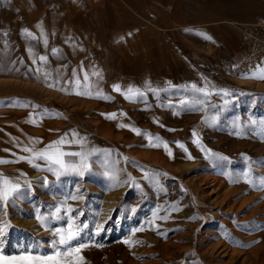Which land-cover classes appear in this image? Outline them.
Masks as SVG:
<instances>
[{"label": "rangeland", "instance_id": "374dc122", "mask_svg": "<svg viewBox=\"0 0 264 264\" xmlns=\"http://www.w3.org/2000/svg\"><path fill=\"white\" fill-rule=\"evenodd\" d=\"M257 15L264 0H0V175L19 184L0 264H264V53L224 72ZM61 137L74 170L20 159ZM70 218L89 246L59 257Z\"/></svg>", "mask_w": 264, "mask_h": 264}, {"label": "snow or ice", "instance_id": "6c2138e0", "mask_svg": "<svg viewBox=\"0 0 264 264\" xmlns=\"http://www.w3.org/2000/svg\"><path fill=\"white\" fill-rule=\"evenodd\" d=\"M24 33L28 36H33V34L31 32H29L27 29L24 30ZM201 35H204L203 33H201ZM210 39V37H208ZM46 42V41H45ZM57 51L56 49H53V52ZM41 61H46L47 58L45 56H41L39 58ZM46 76L48 74H45ZM94 75H99V73H94ZM254 78H259V79H264V69H260L259 74H253ZM85 80L88 79L87 75H85L84 77ZM76 85L79 86V79H77L76 81ZM50 87L53 85H49ZM194 90L199 91V92H203L204 89H200V88H196L195 85L192 86ZM62 91H64L65 89H61ZM114 90L115 91H120V87L118 85L114 86ZM155 91V90H153ZM76 94L78 95H92V93L90 91H78L76 92ZM97 96H102L101 93H96ZM143 93H141L139 91V89H133V88H129L127 90L126 93V99H133L136 96H142ZM181 103H185L184 101H181ZM107 116L109 118L115 119L116 118V114L115 113H111V114H107ZM158 122V121H157ZM118 127H129L132 131L136 132L138 135L139 134H145L149 140V147H160L163 146L165 148V150L168 152V154L171 156V150L168 148V144L166 141H163L162 138H160L159 136H153L150 133H142V130L132 127L131 125H118ZM194 135L195 132L193 133ZM67 134H65L66 136ZM78 134L73 132V136H77ZM34 142H38L35 140L34 138ZM67 141L65 140V137H61L59 140L57 141H52L50 142L49 145L46 146L45 149L43 150H39V151H35L33 149L30 148H25L24 151L26 152H30L32 153V157H20V159L23 160H27L29 163H33V158L36 159H44L46 160L49 165L51 164H55L58 165L60 168H64V169H75V166L69 163H66V161L64 160V156L68 155L67 153H64L62 151H59V146L66 143ZM76 143H81L82 141L80 140H76L74 141ZM198 142V141H197ZM177 144H179V142H176ZM180 147H183V145H179ZM57 150L58 154L57 155H52L50 154V150ZM71 155H80L82 161L86 159V157H84L81 153H73ZM189 158H191V156L189 155ZM10 161H5V160H0V163H8ZM38 167V165H35ZM84 167H87V164L85 163L83 165ZM49 170H53L51 167H49ZM260 183L262 186H264V177L260 178ZM19 189V184H14L11 181H9L8 179L2 177V175H0V200H7L9 197H11L17 190ZM73 199H76L77 197L73 196ZM59 211V210H57ZM73 211V209L68 208V212ZM155 215V214H154ZM166 218V217H161V219ZM5 227H8V225H5ZM87 225H78L75 222L74 218H70L68 221V225L66 228H58L55 230L54 235L58 236L59 239L57 241H53V247L56 248V256L59 257H70L72 253H79V251L83 248L88 247L89 245L87 243H82L80 242L81 239V232L83 231V228H86ZM103 230V225L99 224L97 225V232L96 234H99V232ZM143 229H137L136 231H141ZM73 242H76L78 244V247H74L73 246ZM124 243L128 244L130 247L136 243H140V241H132V240H125L123 241ZM57 245H59L60 247H57ZM96 246H100V245H96ZM63 248L64 250L61 251L60 248ZM4 258L2 256H0V260H3ZM35 259H52L51 257L48 258H42V257H35ZM81 260H83V257H80Z\"/></svg>", "mask_w": 264, "mask_h": 264}, {"label": "built area", "instance_id": "2783aa9c", "mask_svg": "<svg viewBox=\"0 0 264 264\" xmlns=\"http://www.w3.org/2000/svg\"><path fill=\"white\" fill-rule=\"evenodd\" d=\"M236 49L237 57L228 60L224 66L227 76L239 74L255 65L264 53V15H257L241 28Z\"/></svg>", "mask_w": 264, "mask_h": 264}, {"label": "bare ground", "instance_id": "6f19581e", "mask_svg": "<svg viewBox=\"0 0 264 264\" xmlns=\"http://www.w3.org/2000/svg\"><path fill=\"white\" fill-rule=\"evenodd\" d=\"M84 34V33H83ZM87 34V33H86ZM87 38V37H86Z\"/></svg>", "mask_w": 264, "mask_h": 264}]
</instances>
